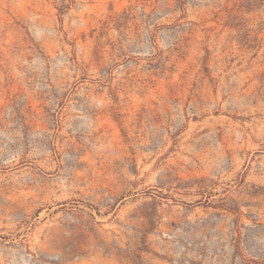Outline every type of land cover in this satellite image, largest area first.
<instances>
[{
    "label": "rangeland",
    "instance_id": "374dc122",
    "mask_svg": "<svg viewBox=\"0 0 264 264\" xmlns=\"http://www.w3.org/2000/svg\"><path fill=\"white\" fill-rule=\"evenodd\" d=\"M0 0V264H264V9Z\"/></svg>",
    "mask_w": 264,
    "mask_h": 264
},
{
    "label": "trees",
    "instance_id": "16d2710c",
    "mask_svg": "<svg viewBox=\"0 0 264 264\" xmlns=\"http://www.w3.org/2000/svg\"><path fill=\"white\" fill-rule=\"evenodd\" d=\"M244 4L243 7L246 8L248 12L260 7L264 9V0H245Z\"/></svg>",
    "mask_w": 264,
    "mask_h": 264
}]
</instances>
